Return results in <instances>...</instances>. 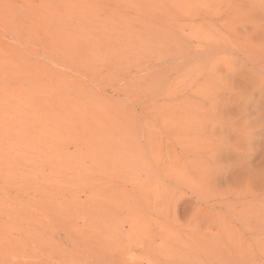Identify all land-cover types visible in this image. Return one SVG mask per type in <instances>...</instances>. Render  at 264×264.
<instances>
[{
  "label": "rangeland",
  "instance_id": "1",
  "mask_svg": "<svg viewBox=\"0 0 264 264\" xmlns=\"http://www.w3.org/2000/svg\"><path fill=\"white\" fill-rule=\"evenodd\" d=\"M0 264H264V0H0Z\"/></svg>",
  "mask_w": 264,
  "mask_h": 264
}]
</instances>
